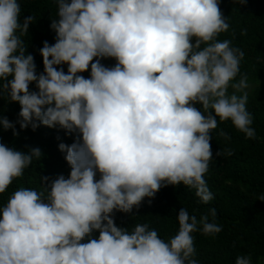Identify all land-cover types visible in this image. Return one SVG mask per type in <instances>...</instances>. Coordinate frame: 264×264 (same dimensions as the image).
<instances>
[{
  "label": "clouds",
  "instance_id": "clouds-1",
  "mask_svg": "<svg viewBox=\"0 0 264 264\" xmlns=\"http://www.w3.org/2000/svg\"><path fill=\"white\" fill-rule=\"evenodd\" d=\"M54 2L55 42H43L37 73L22 39L35 18L21 22L18 0H0V98L20 106L18 119L0 117V127L14 136L16 124L76 134L58 145L68 178L41 177L42 191L21 187L0 206V264H198L192 233L222 230L214 208L199 220L181 208L168 241L147 223L117 226L114 215L132 213L145 198L150 204L167 185L183 184L207 204L218 120L255 138L247 75L233 83L244 53L217 40L229 28L218 0ZM65 64L66 73L58 67ZM89 67V78L79 75ZM41 156L39 148L24 153L0 143V194ZM235 264H251L250 256Z\"/></svg>",
  "mask_w": 264,
  "mask_h": 264
},
{
  "label": "trees",
  "instance_id": "trees-1",
  "mask_svg": "<svg viewBox=\"0 0 264 264\" xmlns=\"http://www.w3.org/2000/svg\"><path fill=\"white\" fill-rule=\"evenodd\" d=\"M18 2L21 5V22L30 15L35 18L29 25L28 34L22 39L27 45L25 54L33 55L36 71L40 73L43 64L39 50L44 41L50 45L55 42L50 23L56 18L57 6L54 0ZM218 3L229 28L219 34L217 40H230L231 46L240 48L244 53L233 83L247 75L246 108L253 117L250 127L255 130V138H246L230 120H218L217 128L210 133L212 159L204 175L213 200L207 204L200 203L195 190L183 184L167 185L156 192L150 204L145 198L140 207L134 208L130 214L116 212L114 220L117 226L128 227L129 230L136 224L147 223L150 229L158 232L160 238L168 241L178 231L176 217L181 208L186 209L190 216L195 215L197 220L214 208V222L222 230L207 236L200 231L192 233L195 248L193 258L198 264H235L236 258L242 255L250 256L251 264H264V201L258 199L264 195V0H246L244 4L238 0H218ZM100 62L106 67L116 63L113 58H104ZM58 67H63L67 72L66 64ZM79 75L89 78L90 67ZM29 89L35 91V84L29 85ZM232 91L229 88L230 94ZM195 107L200 109L202 106L196 104ZM19 111L18 103L0 98V117L15 122ZM15 130L19 134L14 136L12 129L0 127V143L24 153L39 148L42 156L38 161L33 160L6 192L0 194V206L6 204L11 194L21 187L42 191L41 177H48L50 182L60 175L68 178L70 173L64 159L65 153L59 150L58 145L72 144L76 134H66L58 126L49 128L43 125L33 131L30 127L21 130L16 124ZM221 131L230 139L220 136ZM227 149L231 150V155L225 154ZM219 151L221 155L217 156ZM209 222H213L211 215ZM98 235V232H94L92 238H98ZM86 242L87 238L82 241Z\"/></svg>",
  "mask_w": 264,
  "mask_h": 264
}]
</instances>
